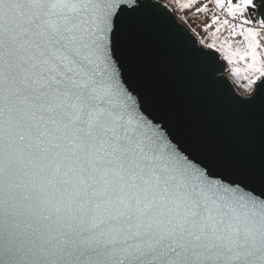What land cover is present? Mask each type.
Masks as SVG:
<instances>
[{
	"label": "water",
	"instance_id": "water-1",
	"mask_svg": "<svg viewBox=\"0 0 264 264\" xmlns=\"http://www.w3.org/2000/svg\"><path fill=\"white\" fill-rule=\"evenodd\" d=\"M227 70L163 0H0V264H264Z\"/></svg>",
	"mask_w": 264,
	"mask_h": 264
},
{
	"label": "rangeland",
	"instance_id": "rangeland-1",
	"mask_svg": "<svg viewBox=\"0 0 264 264\" xmlns=\"http://www.w3.org/2000/svg\"><path fill=\"white\" fill-rule=\"evenodd\" d=\"M207 48L217 50L227 64L226 74L245 95L254 93L264 77V37L257 29L237 28L228 19L247 14L251 0H163ZM228 9L225 11L224 8Z\"/></svg>",
	"mask_w": 264,
	"mask_h": 264
},
{
	"label": "built area",
	"instance_id": "built-area-1",
	"mask_svg": "<svg viewBox=\"0 0 264 264\" xmlns=\"http://www.w3.org/2000/svg\"><path fill=\"white\" fill-rule=\"evenodd\" d=\"M227 9H228V7L224 8L225 11ZM227 18L232 20V21H234L235 26L237 28H244L246 26L253 27V28L257 29L258 34L260 36L264 37V21L254 18L249 13V11L245 15L241 14V13H238L237 15H235L233 17L228 13V17Z\"/></svg>",
	"mask_w": 264,
	"mask_h": 264
},
{
	"label": "trees",
	"instance_id": "trees-1",
	"mask_svg": "<svg viewBox=\"0 0 264 264\" xmlns=\"http://www.w3.org/2000/svg\"><path fill=\"white\" fill-rule=\"evenodd\" d=\"M233 1L237 3L239 0ZM248 11L254 18L264 21V0H251Z\"/></svg>",
	"mask_w": 264,
	"mask_h": 264
}]
</instances>
